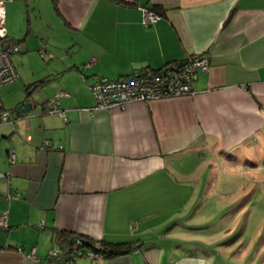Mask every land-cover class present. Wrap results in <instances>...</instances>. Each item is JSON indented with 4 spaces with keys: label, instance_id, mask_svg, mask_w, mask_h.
<instances>
[{
    "label": "crops",
    "instance_id": "obj_1",
    "mask_svg": "<svg viewBox=\"0 0 264 264\" xmlns=\"http://www.w3.org/2000/svg\"><path fill=\"white\" fill-rule=\"evenodd\" d=\"M139 7L160 18L145 24ZM4 10L19 79L0 87V111L11 113L0 125V264H46L52 250H67L61 232L140 244L69 264H214L176 222L198 188V145L264 142V0H6ZM198 54L210 66L195 74L192 96L93 109L88 86L98 77ZM61 91L65 120L40 107ZM27 101L31 111L16 113Z\"/></svg>",
    "mask_w": 264,
    "mask_h": 264
},
{
    "label": "rangeland",
    "instance_id": "obj_2",
    "mask_svg": "<svg viewBox=\"0 0 264 264\" xmlns=\"http://www.w3.org/2000/svg\"><path fill=\"white\" fill-rule=\"evenodd\" d=\"M15 21L7 23L16 27ZM47 45L38 47L37 53L45 54ZM249 142L225 150L215 140L198 145L201 156L192 174L198 188L183 208L184 218L176 223L177 230L187 234L184 240L211 250L214 264L264 263V142Z\"/></svg>",
    "mask_w": 264,
    "mask_h": 264
},
{
    "label": "built area",
    "instance_id": "obj_3",
    "mask_svg": "<svg viewBox=\"0 0 264 264\" xmlns=\"http://www.w3.org/2000/svg\"><path fill=\"white\" fill-rule=\"evenodd\" d=\"M0 0V86L11 83L18 79V74L12 64L10 55L18 52L17 45L2 47L1 39L6 37L5 30V10L4 2ZM143 22L152 24L156 22L160 15L146 7H139ZM92 60L88 65L93 63ZM88 66V67H89ZM210 66L209 56L206 54L193 55L184 61L172 62L164 65L158 70H142L135 75L125 77L109 78L105 76L98 77L89 89L94 99L93 109L115 110L121 108L125 104L132 102H150L156 99H164L171 97L192 96L195 91L193 89V80L198 72H208ZM68 92H61L58 95L46 99L41 105L43 111L50 113H58L65 120V114L62 109H59L62 98H68ZM11 113L9 111H0V125L10 120ZM44 150L58 149V145H52L49 141H44L41 145ZM14 161L13 151L9 152V162ZM4 174L0 172V177ZM10 197L17 198V194H10ZM0 227H7V213L0 212ZM77 240L76 246L80 245ZM80 253L74 252L72 258L63 261H55L59 257L56 250L50 252L46 264H69ZM90 258H100L101 255L90 251L86 254ZM29 257L34 258L33 253Z\"/></svg>",
    "mask_w": 264,
    "mask_h": 264
},
{
    "label": "trees",
    "instance_id": "obj_4",
    "mask_svg": "<svg viewBox=\"0 0 264 264\" xmlns=\"http://www.w3.org/2000/svg\"><path fill=\"white\" fill-rule=\"evenodd\" d=\"M54 6H57V0H52ZM7 37V35H6ZM6 37H4L3 39H1V45L2 47H8L10 45H17L16 42L15 43H8L10 41L6 40ZM162 68V67H161ZM148 68H144V69H140L134 73H132L131 75H135L139 72H141L142 70H146ZM160 69V68H158ZM158 69H154V70H158ZM149 70H153V69H149ZM59 237L62 241H67V250L63 253V254H59L58 259H56L55 261H60V259H70L72 258L74 252H79L80 254L78 256H86V254L90 251H93L95 253H98L101 255V257L103 258H113V257H117V256H122V255H126L128 253H130L131 251H133L134 249L139 247V243L137 242H129V243H108V242H104V241H99V242H93L92 240H87L86 238L83 237H79V236H71L70 234L66 233V232H61L59 234ZM77 240L80 241V245L76 246ZM65 241V242H66ZM91 248H89V247ZM87 247L91 250L87 251Z\"/></svg>",
    "mask_w": 264,
    "mask_h": 264
},
{
    "label": "water",
    "instance_id": "obj_5",
    "mask_svg": "<svg viewBox=\"0 0 264 264\" xmlns=\"http://www.w3.org/2000/svg\"><path fill=\"white\" fill-rule=\"evenodd\" d=\"M31 94H32V92L28 93V96L30 97ZM32 107H33L32 103L30 101H27V102L17 106L16 113L20 114V113L29 112V111H31Z\"/></svg>",
    "mask_w": 264,
    "mask_h": 264
},
{
    "label": "clouds",
    "instance_id": "obj_6",
    "mask_svg": "<svg viewBox=\"0 0 264 264\" xmlns=\"http://www.w3.org/2000/svg\"><path fill=\"white\" fill-rule=\"evenodd\" d=\"M7 35V34H6Z\"/></svg>",
    "mask_w": 264,
    "mask_h": 264
}]
</instances>
